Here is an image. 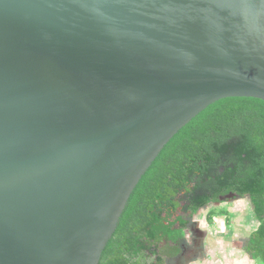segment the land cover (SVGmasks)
Listing matches in <instances>:
<instances>
[{
  "label": "water",
  "instance_id": "1",
  "mask_svg": "<svg viewBox=\"0 0 264 264\" xmlns=\"http://www.w3.org/2000/svg\"><path fill=\"white\" fill-rule=\"evenodd\" d=\"M229 97L264 102V0H0V264H97L163 146Z\"/></svg>",
  "mask_w": 264,
  "mask_h": 264
},
{
  "label": "trees",
  "instance_id": "2",
  "mask_svg": "<svg viewBox=\"0 0 264 264\" xmlns=\"http://www.w3.org/2000/svg\"><path fill=\"white\" fill-rule=\"evenodd\" d=\"M227 195L248 199L258 224L244 251L264 264V102L259 99H219L169 139L132 190L97 264H165L180 251L184 216L220 204Z\"/></svg>",
  "mask_w": 264,
  "mask_h": 264
},
{
  "label": "rangeland",
  "instance_id": "3",
  "mask_svg": "<svg viewBox=\"0 0 264 264\" xmlns=\"http://www.w3.org/2000/svg\"><path fill=\"white\" fill-rule=\"evenodd\" d=\"M212 209L216 211L214 214L208 215ZM184 218L189 222L184 232L186 231L187 236L190 235V239L187 242H181L183 243L182 245H186L187 250L180 256L181 261L178 260L180 261L179 264H202L205 256H207L206 264H213L212 259L215 256L210 253L216 255L219 264H237L236 262L243 261V259H246L245 264H260L259 261L251 260L248 256L245 257L240 250H237L240 246H243L248 232L254 230L258 224L252 215L247 198L239 199L229 196L224 198L222 203L218 205H207L201 208L194 216H184ZM224 220L238 223V232L233 229L227 235L214 238L216 237L215 235L213 236L215 231L222 233L225 230ZM206 223L212 225H207ZM236 242L237 245H234ZM217 244L218 246L221 245V248ZM227 245H232L236 249L232 251L233 249H230V246L227 247ZM169 264L172 263L170 262Z\"/></svg>",
  "mask_w": 264,
  "mask_h": 264
},
{
  "label": "flooded vegetation",
  "instance_id": "4",
  "mask_svg": "<svg viewBox=\"0 0 264 264\" xmlns=\"http://www.w3.org/2000/svg\"><path fill=\"white\" fill-rule=\"evenodd\" d=\"M218 205V204H217ZM227 220H224V228H225V230L224 231H222V233L220 232L219 233V231H215V233H213V236L215 235L216 237H214V238H219V237H221V236H224V235H227L229 232H231V230H233V229H235V231H237L238 232V223H236V222H226ZM207 224V223H206ZM207 225H212V224H207ZM186 226L188 227V223L186 224ZM227 228V229H226ZM187 229V228H186ZM251 232V230L248 232V234H247V236H246V239L244 240V244H243V246H240V244H238L240 247H239V249H237V250H240V252L242 253V255L243 256H248L247 255V253L244 251V245H245V243H246V240H247V237L249 236V233ZM218 233H219V235H218ZM188 237V238H187ZM185 236L184 235V237H183V239H182V241L184 242H187V240L188 239H190V235L189 236ZM212 238V237H211ZM217 240V239H216ZM234 240H236V239H234ZM181 241V242H182ZM217 241H220V240H217ZM183 243H180V251H179V253L176 255V256H174V257H172V258H174V260L173 261H171V263L172 264H175L176 262H180L181 260H180V256L182 255V253L185 251V250H187V247H186V245H182ZM220 244V243H219ZM234 245H237V242L234 244ZM241 245H242V243H241ZM217 246H218V244H217ZM221 245H219L218 247L219 248H221L220 247ZM230 246V247H229ZM227 245V247H229L230 249H233L232 251H234L236 248L235 247H233L232 245ZM225 249V248H224ZM232 251H230V252H232ZM249 257V256H248ZM240 259H243V258H240ZM178 260H180V261H178ZM205 260V259H204ZM245 261H246V259H243V261L241 260V261H238V262H236L237 264H245ZM212 262H213V264H219V261L217 260V258H213L212 259Z\"/></svg>",
  "mask_w": 264,
  "mask_h": 264
},
{
  "label": "crops",
  "instance_id": "5",
  "mask_svg": "<svg viewBox=\"0 0 264 264\" xmlns=\"http://www.w3.org/2000/svg\"><path fill=\"white\" fill-rule=\"evenodd\" d=\"M187 223L189 224V222L187 221ZM186 232V231H185ZM184 232V235L187 237V235H186V233ZM218 235H219V233H218ZM188 238V237H187ZM209 254V253H208ZM212 256H215L216 257V255H214L213 253H210ZM207 256H205V260H203L202 261V264H206L207 263V261H206V258ZM217 258V257H216ZM174 260V258H165V264H169L171 261H173ZM256 261V260H255ZM180 262H176L175 264H179Z\"/></svg>",
  "mask_w": 264,
  "mask_h": 264
}]
</instances>
